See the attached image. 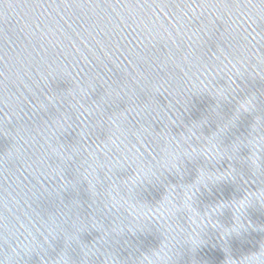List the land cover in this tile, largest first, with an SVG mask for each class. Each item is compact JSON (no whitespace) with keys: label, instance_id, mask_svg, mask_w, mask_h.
<instances>
[{"label":"water","instance_id":"1","mask_svg":"<svg viewBox=\"0 0 264 264\" xmlns=\"http://www.w3.org/2000/svg\"><path fill=\"white\" fill-rule=\"evenodd\" d=\"M20 224L21 264H264V0H0V260Z\"/></svg>","mask_w":264,"mask_h":264},{"label":"clouds","instance_id":"2","mask_svg":"<svg viewBox=\"0 0 264 264\" xmlns=\"http://www.w3.org/2000/svg\"><path fill=\"white\" fill-rule=\"evenodd\" d=\"M23 158V153H21L15 146H13L6 155V159L9 161L21 160ZM52 171L55 170L53 169ZM25 203H27V200H25ZM55 227V221H51V223H44V231L49 234L53 233ZM37 231L40 236H44V231H40L39 229H37ZM10 236L14 242L7 248V250H4L5 255L4 258L0 260V264H21L20 258L22 253L28 254L31 251H34L37 247H41V243L37 239V236L23 224H20L18 227L16 225H12ZM44 241L47 242L46 236L44 237Z\"/></svg>","mask_w":264,"mask_h":264}]
</instances>
